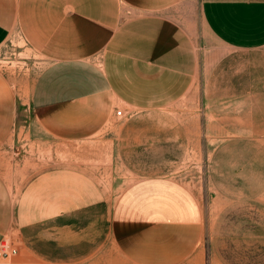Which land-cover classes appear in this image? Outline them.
<instances>
[{
	"label": "crops",
	"instance_id": "1",
	"mask_svg": "<svg viewBox=\"0 0 264 264\" xmlns=\"http://www.w3.org/2000/svg\"><path fill=\"white\" fill-rule=\"evenodd\" d=\"M178 1L0 0V44L14 36L39 63L30 79L0 68V239L7 236L16 248L14 258L2 264H73L42 262L52 254L39 252L38 239L25 231L45 220L57 222L49 240L59 244L57 233L69 229L75 201L83 198L75 194L89 192L74 178L92 177L80 165L38 163L20 153L14 146L20 134L65 144L120 118L115 154L129 163L139 155L134 142L138 115L132 114L182 96L191 82L202 93L192 40L168 14ZM199 12L221 44L264 46V0H199ZM117 108L122 115L114 114ZM109 226L115 248L127 261L175 264L196 251L202 210L181 181L145 174L116 195Z\"/></svg>",
	"mask_w": 264,
	"mask_h": 264
},
{
	"label": "rangeland",
	"instance_id": "2",
	"mask_svg": "<svg viewBox=\"0 0 264 264\" xmlns=\"http://www.w3.org/2000/svg\"><path fill=\"white\" fill-rule=\"evenodd\" d=\"M170 12L194 45L202 93L191 82L182 96L147 113L132 114L139 121L136 161L127 163L121 160L123 155L115 154L120 118L85 139L65 144L33 141L36 135L28 136L27 131L16 138L15 148L38 163L66 161L92 176L74 178L75 185L89 192L75 194L83 198L75 201L78 208L70 216L69 229L57 233L59 244L49 240L57 222L45 220L26 229L30 239H38L34 244L39 252L52 254L42 262L133 264L111 240L109 209L128 183L159 173L185 184L202 210L197 249L175 264H264V46L240 49L221 44L205 27L199 0H179ZM37 60L14 36L0 44V68L10 75L32 78ZM15 254L0 259V264Z\"/></svg>",
	"mask_w": 264,
	"mask_h": 264
},
{
	"label": "built area",
	"instance_id": "3",
	"mask_svg": "<svg viewBox=\"0 0 264 264\" xmlns=\"http://www.w3.org/2000/svg\"><path fill=\"white\" fill-rule=\"evenodd\" d=\"M115 115H122V111L120 108L114 110ZM16 248L12 245V242L8 239V237L3 236L0 239V259H5L9 255L15 253Z\"/></svg>",
	"mask_w": 264,
	"mask_h": 264
}]
</instances>
